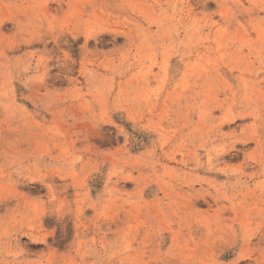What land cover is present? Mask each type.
I'll list each match as a JSON object with an SVG mask.
<instances>
[{
  "label": "rangeland",
  "instance_id": "1",
  "mask_svg": "<svg viewBox=\"0 0 264 264\" xmlns=\"http://www.w3.org/2000/svg\"><path fill=\"white\" fill-rule=\"evenodd\" d=\"M0 264H264V0H0Z\"/></svg>",
  "mask_w": 264,
  "mask_h": 264
},
{
  "label": "bare ground",
  "instance_id": "2",
  "mask_svg": "<svg viewBox=\"0 0 264 264\" xmlns=\"http://www.w3.org/2000/svg\"><path fill=\"white\" fill-rule=\"evenodd\" d=\"M57 40V39H56ZM55 42V41H54ZM14 50V49H13ZM63 72V71H62Z\"/></svg>",
  "mask_w": 264,
  "mask_h": 264
}]
</instances>
